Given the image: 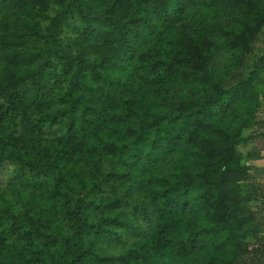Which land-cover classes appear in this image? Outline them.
I'll return each instance as SVG.
<instances>
[{"label": "trees", "instance_id": "obj_1", "mask_svg": "<svg viewBox=\"0 0 264 264\" xmlns=\"http://www.w3.org/2000/svg\"><path fill=\"white\" fill-rule=\"evenodd\" d=\"M263 31L264 0H0V264L250 253L260 224L229 187L264 57L234 83L216 63Z\"/></svg>", "mask_w": 264, "mask_h": 264}, {"label": "rangeland", "instance_id": "obj_2", "mask_svg": "<svg viewBox=\"0 0 264 264\" xmlns=\"http://www.w3.org/2000/svg\"><path fill=\"white\" fill-rule=\"evenodd\" d=\"M261 57H264V31L250 45L249 51L242 59L238 61L234 57L221 55L216 63V68L226 76L228 83H234L246 77L252 65ZM256 89L259 92L261 108L255 124L245 132V135L249 137V141L240 145L237 149L240 164L249 168L248 175L232 181L229 188L231 194L242 200L245 209L260 224L255 239H259L261 242L258 243L253 238L256 235L250 236L248 243L253 247V250L250 253H244L237 264H264V260L258 258L263 252L261 250L263 245L260 244H264V71L260 75ZM255 159L259 161L257 168L253 167ZM12 173V166L6 165L0 169V201L2 198H11L8 195L7 185ZM146 222V220L137 219L134 221V225L139 227L140 230H145L147 228ZM133 240L134 237L131 233H123L122 243L105 246V253L118 255L124 252Z\"/></svg>", "mask_w": 264, "mask_h": 264}, {"label": "crops", "instance_id": "obj_3", "mask_svg": "<svg viewBox=\"0 0 264 264\" xmlns=\"http://www.w3.org/2000/svg\"><path fill=\"white\" fill-rule=\"evenodd\" d=\"M255 160H256V161H255V163H253V167H256V168H257V167H258L257 164L259 163V161H258L257 159H255ZM260 167H261V166L259 165V168H260Z\"/></svg>", "mask_w": 264, "mask_h": 264}]
</instances>
